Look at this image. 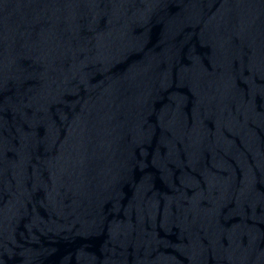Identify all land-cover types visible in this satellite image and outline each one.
<instances>
[{"label":"water","instance_id":"obj_1","mask_svg":"<svg viewBox=\"0 0 264 264\" xmlns=\"http://www.w3.org/2000/svg\"><path fill=\"white\" fill-rule=\"evenodd\" d=\"M0 264H264V0H0Z\"/></svg>","mask_w":264,"mask_h":264}]
</instances>
